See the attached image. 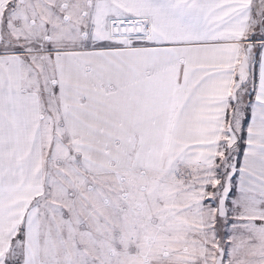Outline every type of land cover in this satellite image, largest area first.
Listing matches in <instances>:
<instances>
[{"label":"snow or ice","instance_id":"obj_1","mask_svg":"<svg viewBox=\"0 0 264 264\" xmlns=\"http://www.w3.org/2000/svg\"><path fill=\"white\" fill-rule=\"evenodd\" d=\"M0 264H264V0H0Z\"/></svg>","mask_w":264,"mask_h":264}]
</instances>
